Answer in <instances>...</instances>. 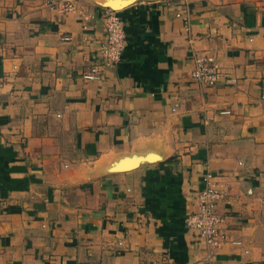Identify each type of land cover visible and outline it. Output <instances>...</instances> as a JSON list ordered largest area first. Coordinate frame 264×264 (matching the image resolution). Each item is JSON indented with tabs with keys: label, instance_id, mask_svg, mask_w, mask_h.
Wrapping results in <instances>:
<instances>
[{
	"label": "crops",
	"instance_id": "crops-1",
	"mask_svg": "<svg viewBox=\"0 0 264 264\" xmlns=\"http://www.w3.org/2000/svg\"><path fill=\"white\" fill-rule=\"evenodd\" d=\"M53 1L0 0V264H264V0ZM91 2H125L126 46L84 80ZM205 179L216 247L186 223Z\"/></svg>",
	"mask_w": 264,
	"mask_h": 264
},
{
	"label": "built area",
	"instance_id": "built-area-1",
	"mask_svg": "<svg viewBox=\"0 0 264 264\" xmlns=\"http://www.w3.org/2000/svg\"><path fill=\"white\" fill-rule=\"evenodd\" d=\"M52 1L46 0L49 5H52ZM65 10H76V6L69 2L65 4ZM102 17L105 24L104 40L99 44L95 58L82 73L84 80H96L105 70L115 67L126 46L124 21L118 10L104 7ZM190 78L192 82L206 88H212L222 81L229 82L209 56L195 58V68ZM261 97L264 99V95ZM197 194V209L188 216L186 223L197 231L196 237L199 241L209 246H219L226 239V234L221 228L223 218L217 213V203L222 196L220 188L216 182L205 179Z\"/></svg>",
	"mask_w": 264,
	"mask_h": 264
},
{
	"label": "bare ground",
	"instance_id": "bare-ground-1",
	"mask_svg": "<svg viewBox=\"0 0 264 264\" xmlns=\"http://www.w3.org/2000/svg\"><path fill=\"white\" fill-rule=\"evenodd\" d=\"M112 5V9H119V8H121L122 6H124L125 5V2L124 3H119V4H117V3H107V5ZM117 4V5H116ZM197 232V231H196Z\"/></svg>",
	"mask_w": 264,
	"mask_h": 264
},
{
	"label": "rangeland",
	"instance_id": "rangeland-1",
	"mask_svg": "<svg viewBox=\"0 0 264 264\" xmlns=\"http://www.w3.org/2000/svg\"><path fill=\"white\" fill-rule=\"evenodd\" d=\"M89 4H91V5H93V6H100V5H102L103 7H105V6H107L106 4H105V2L103 3V2H99V3H97V2H91V3H89ZM104 4V5H103ZM107 7H109V6H107ZM112 8V7H111Z\"/></svg>",
	"mask_w": 264,
	"mask_h": 264
}]
</instances>
